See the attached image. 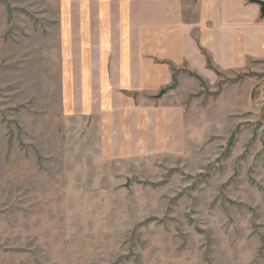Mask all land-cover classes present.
Segmentation results:
<instances>
[{"label": "rangeland", "instance_id": "374dc122", "mask_svg": "<svg viewBox=\"0 0 264 264\" xmlns=\"http://www.w3.org/2000/svg\"><path fill=\"white\" fill-rule=\"evenodd\" d=\"M61 1L0 0V264H264V59L199 141L103 147L65 108Z\"/></svg>", "mask_w": 264, "mask_h": 264}, {"label": "crops", "instance_id": "0c3cea01", "mask_svg": "<svg viewBox=\"0 0 264 264\" xmlns=\"http://www.w3.org/2000/svg\"><path fill=\"white\" fill-rule=\"evenodd\" d=\"M55 19L65 108L108 148L199 141V117H230L231 85L264 59L256 0H62Z\"/></svg>", "mask_w": 264, "mask_h": 264}, {"label": "water", "instance_id": "95a60500", "mask_svg": "<svg viewBox=\"0 0 264 264\" xmlns=\"http://www.w3.org/2000/svg\"><path fill=\"white\" fill-rule=\"evenodd\" d=\"M256 2L261 5V11H262V14L264 16V1L263 0H256Z\"/></svg>", "mask_w": 264, "mask_h": 264}]
</instances>
